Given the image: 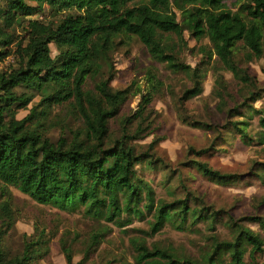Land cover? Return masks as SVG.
Segmentation results:
<instances>
[{
    "label": "trees",
    "instance_id": "1",
    "mask_svg": "<svg viewBox=\"0 0 264 264\" xmlns=\"http://www.w3.org/2000/svg\"><path fill=\"white\" fill-rule=\"evenodd\" d=\"M228 2L237 8L233 10ZM44 5L63 14L55 26L28 19ZM0 22V64L8 58L16 60L13 67L0 70V264H32L46 250L40 236L28 239L20 254L9 255L3 248V239L15 223L7 186L39 204L58 209L82 204L87 215L119 227L131 222L123 213H142V205L153 212L149 235L159 231L167 217L174 218L178 228L186 221L194 224L208 219V228L215 230V224L223 218L219 210L191 208L187 196L174 202L156 201L152 187L136 175V164L155 162L152 149L159 141L154 138L146 149L136 144L151 132L148 105L163 86L154 69H146L145 90L137 88L141 99L138 110L123 118L119 135L111 134L110 120L119 116L124 102L135 93L130 87L111 86L114 74L110 56L117 45L136 37L155 61L166 63L174 72H183L192 81V86L178 98L183 108L185 101L203 91L202 68H192L178 59L187 46V32L197 43L208 40L209 45H199V51L208 60L214 56L222 68L251 91L250 100L255 101L262 96L254 92L257 80L247 74L234 54L241 45L246 49V61L264 55V0H2ZM17 28L19 34L13 32ZM50 44L57 50L54 57ZM214 82L215 96L223 101L228 84L218 72ZM16 88L23 91L17 93ZM35 96L40 98L38 103L23 118H17V111L26 109ZM55 106L77 124L66 123L70 136H61L54 142L45 135L53 122H43ZM249 106L262 115L259 125L264 134V112ZM232 110L237 111L228 109L229 117ZM190 124L213 127L198 121ZM227 124L239 135L247 136L244 121L228 120L224 127ZM189 151L199 156L207 149ZM191 164L212 180L231 177L203 161L191 160ZM227 219L231 238L220 240L211 233L199 257L179 256L156 244L149 246L145 238L132 237L134 262L247 264V252L252 261L255 253L264 252L260 233L230 215ZM246 220L257 223L264 232L263 216ZM101 235L96 232L91 236V246L101 241ZM59 242L67 264H82V260L73 262L65 239Z\"/></svg>",
    "mask_w": 264,
    "mask_h": 264
},
{
    "label": "rangeland",
    "instance_id": "2",
    "mask_svg": "<svg viewBox=\"0 0 264 264\" xmlns=\"http://www.w3.org/2000/svg\"><path fill=\"white\" fill-rule=\"evenodd\" d=\"M228 3L233 10L237 8L231 2ZM62 15L44 5L40 12L28 19H40L55 26ZM13 32L19 34L20 29ZM184 38L187 46L179 53L178 59L192 68H202V93L185 101L184 107L180 108L178 98L185 88L192 86V81L183 72H174L166 63L155 61L141 41L133 37L128 43L117 45L110 56L114 74L111 86L115 89L130 87L131 93H135L124 102L119 116L110 120V131L114 136L119 135L123 118L136 113L141 100L137 88L139 86L141 91L145 90L146 69H154L163 86L148 105L151 111L148 119L152 121L151 132L137 140L136 144L146 149L154 138L158 137L159 141L152 149L155 162L146 160L136 164V175L152 187L156 201L164 199L174 202L187 196L191 208L219 210L223 218L215 224V230L211 232L208 228V219L194 224L186 221L182 228H178V222L167 217L161 229L149 235L147 232H150L149 222L153 219V212H148L142 205H139L142 213H123V217L128 216L131 222L119 227L112 222L87 215L82 204L58 209L39 204L15 187L7 186L15 213V223L3 239V248L9 255L20 254L28 239L40 236L46 243V250L32 264H67L60 238L65 239L69 245L73 262L82 260V264H135V250L130 239L140 237L145 238L149 246L156 244L179 256L199 257L208 244L211 233L217 234L220 240L231 238V229L225 223L229 221L228 215L264 238L259 225L246 220L250 216L264 217V139H260L264 134L259 125L262 115L249 106L264 112V55L246 61V49L241 45L234 54L247 74L257 80L254 92H259L262 96L251 101V91L241 85L230 71L222 68L214 56L208 60L199 51V45H209L207 39L197 43L187 32L184 33ZM50 50L54 57L57 50L53 44H50ZM15 63L16 60L8 58L0 64V70L7 66L13 67ZM104 72H107L106 67ZM215 72L222 74L228 84L223 101L213 91ZM22 91L23 88H16L17 93ZM39 99V96H35L26 109L17 111L16 117L23 118L27 115ZM233 108L237 111L232 110V116L229 117L227 111ZM49 119L54 126L45 135L54 142L61 136H70L66 123L77 124L59 106L51 109L49 117L43 123L48 125ZM228 120L244 121L247 136L239 135L228 124L224 127ZM191 121L208 123L213 127H193ZM189 148L207 151L196 156ZM191 160L206 162L210 167L231 177L212 180L196 170ZM96 232L102 234L101 241L91 246V236ZM244 260L247 264H264V252L255 253L253 261L247 252Z\"/></svg>",
    "mask_w": 264,
    "mask_h": 264
}]
</instances>
